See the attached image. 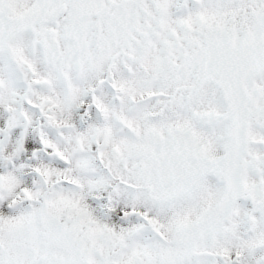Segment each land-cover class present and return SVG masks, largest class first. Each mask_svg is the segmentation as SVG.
Here are the masks:
<instances>
[{
	"label": "snow or ice",
	"instance_id": "obj_1",
	"mask_svg": "<svg viewBox=\"0 0 264 264\" xmlns=\"http://www.w3.org/2000/svg\"><path fill=\"white\" fill-rule=\"evenodd\" d=\"M0 264H264V0H0Z\"/></svg>",
	"mask_w": 264,
	"mask_h": 264
}]
</instances>
